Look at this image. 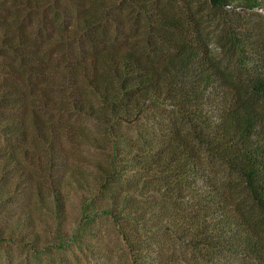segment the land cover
<instances>
[{
  "label": "trees",
  "instance_id": "16d2710c",
  "mask_svg": "<svg viewBox=\"0 0 264 264\" xmlns=\"http://www.w3.org/2000/svg\"><path fill=\"white\" fill-rule=\"evenodd\" d=\"M260 10L0 0V245L82 264L108 218L110 264H264Z\"/></svg>",
  "mask_w": 264,
  "mask_h": 264
},
{
  "label": "rangeland",
  "instance_id": "374dc122",
  "mask_svg": "<svg viewBox=\"0 0 264 264\" xmlns=\"http://www.w3.org/2000/svg\"><path fill=\"white\" fill-rule=\"evenodd\" d=\"M259 12L264 14L262 10ZM68 208L70 211V222L72 225H75L79 215L78 197L76 195H69ZM99 222V227L97 228V232L99 233L98 236L87 237L97 244L102 243V240H104L111 248L109 247L110 250L108 248H96L95 251L89 255L78 250L82 264H110V258L117 260L118 257L126 255V246L123 241L119 239L111 220L108 218H100ZM111 249L114 254L111 253ZM118 251H120V255H118ZM0 253L4 264H8V259H11L10 264H37L34 262L35 259H33L31 254L26 250H21L10 245H0Z\"/></svg>",
  "mask_w": 264,
  "mask_h": 264
}]
</instances>
